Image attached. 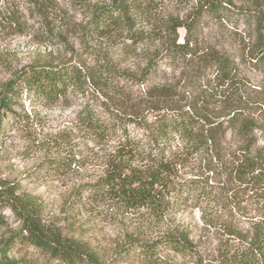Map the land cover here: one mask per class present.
I'll return each mask as SVG.
<instances>
[{
    "label": "trees",
    "instance_id": "trees-1",
    "mask_svg": "<svg viewBox=\"0 0 264 264\" xmlns=\"http://www.w3.org/2000/svg\"><path fill=\"white\" fill-rule=\"evenodd\" d=\"M31 1L41 11L50 2ZM153 1L110 0L96 7L93 21L100 33L122 29L139 35L133 14L141 3ZM232 1L195 0L187 16L170 21L168 39L159 52L169 60L191 54L201 16L216 14ZM259 2L255 0L250 12L256 34L251 56L264 66V12ZM179 28L185 31L183 42H178ZM92 53L95 65L91 67L76 61L29 65L4 90L13 96L23 92L43 103L85 92L107 100V105L100 103V111L86 110V122L97 132L113 130L119 137L118 146L102 176L85 185L88 198L108 199L127 211H160L167 206L170 193H189L192 199L206 200L221 209L220 215L204 218L218 242L205 253L188 229H170L152 239L131 236L112 260L105 261L88 244L45 223L35 196L17 193L14 186L0 181V207L8 208L19 221V227L0 240V264H32L28 257L33 251L44 258V264H264V100L258 109L243 100L242 90L235 87L237 68L232 60L208 54L205 67L192 68L191 91L179 96L170 84H154L133 102L116 95L115 86L146 84L157 74V59L136 70H121L107 54ZM210 69L218 85L228 89L223 95L226 110L218 114L208 109L205 100L215 98L216 87L197 84L199 73ZM11 99L2 96V106ZM231 141H236L235 149ZM190 159L197 160L203 173L182 179V183L179 173ZM244 204L259 213L248 215ZM3 224L0 216V227Z\"/></svg>",
    "mask_w": 264,
    "mask_h": 264
},
{
    "label": "rangeland",
    "instance_id": "rangeland-1",
    "mask_svg": "<svg viewBox=\"0 0 264 264\" xmlns=\"http://www.w3.org/2000/svg\"><path fill=\"white\" fill-rule=\"evenodd\" d=\"M109 2L50 0L41 11L31 0H0V181L14 186L17 193L35 196L45 223L57 227L67 237L88 244L105 261L112 260L131 236L152 239L177 228L188 229L190 236L208 253L216 246L218 235L212 234L204 218L220 215L221 209L206 200L196 201L189 193H170L163 210L127 211L108 199L88 198L85 185L102 176L118 146L119 137L113 130L97 132L86 122V110L100 111V103L107 105V100L85 92L43 103L23 92L13 96L4 86L29 65L76 61L94 66L90 53L97 52L107 54L121 70H136L157 59V74L150 76L146 84L118 83L114 88L116 95L123 94L138 102L144 97L146 87L167 83L181 96L193 89L192 68L205 67L204 58L213 54L232 60L237 68L235 87L242 90L244 101L258 109L264 100V66L251 56L256 34L250 12L254 10L255 0H233L216 14L202 15L191 54L171 60L159 52L168 39L169 23L173 18L187 16L195 0L141 3L133 14L139 35L122 29L99 32L93 13L97 6ZM259 3L264 12V0ZM177 33L178 42H183L184 29L179 28ZM215 76L211 69L200 72L197 84L216 87L215 98L205 100L208 109L218 114L226 108L223 95L228 89L226 85L219 86ZM2 96L12 98L6 107L1 104ZM110 106L117 108L112 103ZM103 119H106L104 115ZM230 146L235 149L236 141H231ZM202 173L197 160L190 159V164L181 169L179 175L183 178L179 180L183 183L182 179L190 180L196 177L193 174ZM244 205L248 215L260 211ZM0 216L4 223L0 227L2 240L19 227V221L8 208L0 207ZM30 253L28 259L32 264H44L42 256L34 251Z\"/></svg>",
    "mask_w": 264,
    "mask_h": 264
}]
</instances>
